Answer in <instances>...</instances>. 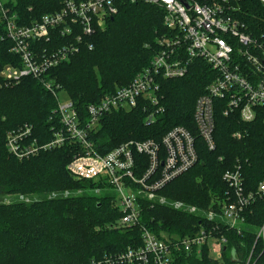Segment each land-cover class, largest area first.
Masks as SVG:
<instances>
[{
  "label": "trees",
  "instance_id": "trees-1",
  "mask_svg": "<svg viewBox=\"0 0 264 264\" xmlns=\"http://www.w3.org/2000/svg\"><path fill=\"white\" fill-rule=\"evenodd\" d=\"M206 1L226 3L239 13L247 30L264 41V0ZM118 2L119 11L113 20L77 43L80 50L69 62L51 69L43 79L24 78L14 84L5 82L2 71L8 65L20 67L22 62L12 53V42L0 19V195H10L8 203H0V264H127L108 260L129 248L139 249L143 227L159 237L168 233L182 237L205 225L201 216L145 203L138 226L111 228L110 224L121 219L122 214L107 196L83 194L47 199L52 192H75L89 186L87 182H77L67 170L78 153L73 143L21 161L6 148L7 132L24 125L31 126L42 143L52 138V128L59 126L55 115L58 105L52 91L44 87L47 81L58 86L59 92H66L79 115L87 118L91 104L128 86L148 68L158 52L157 41L167 32L164 12L154 5ZM62 4L61 0L6 3L21 26L41 21L45 15L59 11ZM58 38L60 47L65 39ZM215 76L206 62L195 60L185 77L162 78L159 98L164 114L158 115L155 123L147 122L142 107L107 115L94 139L98 151L104 155L128 141L160 142L181 126L194 136L199 160L167 184L163 195L202 210L219 211L229 195L223 175L237 165L243 171L247 191L253 192L264 181V117L246 124L238 113L223 114V101L215 102L216 148L212 151L201 141L194 122L196 99L205 94ZM237 133L240 137H236ZM22 195L35 201L19 202ZM244 214L246 224L240 232L222 226L215 232L216 236L226 237L228 243L221 260L211 258L209 246L205 245L200 255L183 254L177 264H245L250 257L251 264H264V242L257 238L264 225V199L253 203Z\"/></svg>",
  "mask_w": 264,
  "mask_h": 264
},
{
  "label": "built area",
  "instance_id": "built-area-1",
  "mask_svg": "<svg viewBox=\"0 0 264 264\" xmlns=\"http://www.w3.org/2000/svg\"><path fill=\"white\" fill-rule=\"evenodd\" d=\"M9 0H0V19L5 25L6 37L12 42V53L20 58L19 67L6 66L2 77L8 84L24 78L43 79L51 69L59 67L75 56L82 42L98 30L105 28L109 19L119 11L118 0H61L59 11L47 14L31 26L17 23ZM133 4H149L164 12L163 24L167 32L157 41L158 52L148 68L139 72L125 87L106 94L87 109L82 118L69 98L59 101L58 86L44 83L52 91L58 108L55 115L59 126L52 128V138L42 143L33 134L31 126L24 125L7 132L6 148L19 161L73 143L78 153L67 166L77 181L87 182L86 188L75 192H52L48 200L79 197L83 194L107 196L121 211V219L111 228H134L141 220L143 204L162 206L174 212L201 216L205 225L192 235L157 236L142 228V246L129 248L111 257L127 264H177L183 254L200 255L209 246L211 258L222 259L227 239L216 236L218 228L240 232L246 224L245 212L258 200L264 199V181L256 190L247 191L241 167L226 170L223 181L229 195L219 211L202 210L185 201L172 200L162 194L166 185L178 179L198 162L195 138L191 132L178 126L168 132L160 142L128 141L107 154H101L95 136L102 120L114 112L132 111L142 107L147 122L155 123L165 107L159 98L160 80L185 77L195 60H202L216 73L198 97L193 115L198 134L209 150L216 148L215 102L223 101V114H239L246 124L264 117V41L257 40L244 25L239 13L226 3L206 0H126ZM65 44L58 45V38ZM59 39V38H58ZM52 44L44 47L43 44ZM42 45V46H41ZM58 46V47H57ZM236 137H240L237 133ZM137 156H142V160ZM7 199L6 203H8ZM19 202L32 203L35 199L19 196ZM264 242V225L257 233ZM245 264H251V257Z\"/></svg>",
  "mask_w": 264,
  "mask_h": 264
},
{
  "label": "rangeland",
  "instance_id": "rangeland-1",
  "mask_svg": "<svg viewBox=\"0 0 264 264\" xmlns=\"http://www.w3.org/2000/svg\"><path fill=\"white\" fill-rule=\"evenodd\" d=\"M59 101H60V103L62 104V103H64V101L68 98V96H67V93L66 92H62V93H60L59 94ZM10 198V195H3V194H1L0 195V203H2V202H4V201H6L7 199H9ZM204 211H206V210H209V209H203ZM113 224V223H112ZM111 225V224H110Z\"/></svg>",
  "mask_w": 264,
  "mask_h": 264
},
{
  "label": "water",
  "instance_id": "water-1",
  "mask_svg": "<svg viewBox=\"0 0 264 264\" xmlns=\"http://www.w3.org/2000/svg\"><path fill=\"white\" fill-rule=\"evenodd\" d=\"M113 20V19H112ZM224 251H226V249H224Z\"/></svg>",
  "mask_w": 264,
  "mask_h": 264
}]
</instances>
